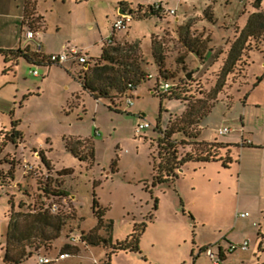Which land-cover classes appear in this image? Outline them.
Returning a JSON list of instances; mask_svg holds the SVG:
<instances>
[{
    "label": "rangeland",
    "instance_id": "1",
    "mask_svg": "<svg viewBox=\"0 0 264 264\" xmlns=\"http://www.w3.org/2000/svg\"><path fill=\"white\" fill-rule=\"evenodd\" d=\"M34 1L47 21L43 42L55 47L63 39L72 40L90 64L74 63L71 71L66 64L35 65L21 59L6 71L0 55V264H5L12 210L34 213L45 209L63 217L62 231L57 239L44 244L36 236L31 238L33 247L27 249L34 253L23 264H38L41 256L55 258L66 252V245L78 250L71 248L70 256L51 264H104L109 246L72 239L96 226L94 199L104 220L112 222L114 243L131 234L135 223L147 224L140 251H119L111 264H212L204 248L218 251V240L229 232L230 238L222 241L229 264H264V182L259 183L256 173L248 176L244 170L241 175L239 148L233 147L232 156L239 161L230 167L221 162L202 166L188 163L183 170L177 169L179 176L174 181L154 182L161 160L158 124L163 130L185 128L187 136L183 132L172 135L179 157L197 153L200 147L189 135H196L200 126V138L213 139L218 128L229 127L236 131L225 134L226 139L251 134L254 142H264V38L250 40V49L228 75L223 89L215 92L232 42L251 12L264 11V0L259 9L254 7L255 0ZM122 2L127 3V10H136L139 5L163 6L160 14L135 15L128 29L116 32V42L138 43L133 54L139 56L147 74L131 92L133 105L128 104L126 93L116 91L110 98L95 99L78 78L97 62L105 63L98 57L113 33L112 20ZM22 3L16 0L13 6L17 10ZM7 14L0 5V44L4 43V33L20 24ZM34 17V27L41 28L44 20ZM25 32L26 28L23 42ZM153 40L163 58L162 68L153 54ZM31 43L37 48L35 41ZM192 49H198L202 56ZM36 69L38 76L32 74ZM158 76L172 83L177 94L156 93ZM188 106L189 114L183 116ZM209 109L211 112L200 120ZM142 119L151 127L136 134ZM13 120L22 133L18 143L8 137ZM192 120H200V124ZM68 142L85 159L75 156L67 148ZM219 150L220 155H226L227 149ZM65 168L72 172L62 174ZM62 192L66 195H60ZM55 206L57 211L53 212ZM241 212L249 216L237 217ZM28 225L23 222L22 229ZM100 234L109 235L104 229ZM244 240L249 241L248 249L228 251L229 243ZM36 245L39 248L35 250Z\"/></svg>",
    "mask_w": 264,
    "mask_h": 264
},
{
    "label": "trees",
    "instance_id": "2",
    "mask_svg": "<svg viewBox=\"0 0 264 264\" xmlns=\"http://www.w3.org/2000/svg\"><path fill=\"white\" fill-rule=\"evenodd\" d=\"M35 2L36 1L34 0H27L26 17L31 15L29 11L31 7L35 6ZM261 3L262 0H255L254 7L259 9L261 7ZM121 6L127 11L125 3H122ZM128 11L134 13L137 17H149L152 13H156L154 12L152 5H139L136 10L129 9ZM35 22H37V19H32L30 17L29 25L31 27ZM262 38H264V11L258 10L250 14L246 25L232 42L228 56L217 80L215 87L216 93L223 89L228 75L234 71L235 66L242 59L245 51L250 49V40H261ZM114 42V44L105 43L103 47L102 55L99 57V61H104L105 63L99 64L97 62L93 67H89L83 76L78 75L83 88L89 91L95 99L110 98L112 91L124 94L130 89V84L136 88L147 77V74L142 68L139 56L133 54L137 50L138 43H119L116 42L115 37ZM152 43L154 57L156 58L160 68H162L163 58L154 40ZM192 50L196 55L202 56V53L198 49ZM0 53L5 56L6 62L9 63V66L6 67V71L8 69H12L20 58H24L27 62L35 65H52L47 61V55L40 51H32L29 48H0ZM88 71L93 73L92 77ZM262 79L263 76L257 78V81L254 83V87L257 86ZM173 94H177L174 91V87L168 93L163 94V96ZM248 95L249 93L246 94L245 99H247ZM190 107L191 106H188L183 116L189 114ZM210 112V109L207 110L199 119L201 120L203 116L208 115ZM200 120L196 122H193L192 120V123L198 125L200 124ZM16 125L17 121L13 120V127L9 131L10 133L8 135L9 141L13 143H18L22 137V133L15 128ZM157 128L161 134L158 139V153L161 160L154 176L155 183H167L172 180L174 181L179 176L177 169H182L190 162L207 163L221 161L224 167H230L231 163L234 161L230 148L233 145L232 143L199 141L198 137L200 135V131H198L196 135H189L192 136L194 142L200 147L196 150L197 153H186L184 156L179 157L176 144L177 140H173L172 135L176 132H183L187 136L188 133L185 128H181L178 131L172 129L163 130L159 127V124L157 125ZM78 141L83 144H89L88 140L79 139ZM213 146H216L214 150ZM67 148L75 156L85 159V157H82L79 154V151H77V149L72 146L70 142H68ZM2 149L3 146L0 147V152ZM219 149H227L226 155H220ZM90 152L91 155L94 156L92 148H90ZM41 156L43 157L44 162L49 165V161L46 159L43 152H41ZM60 172H62V174H70L72 169L65 168ZM60 195H66V193L62 192ZM10 203L12 204L13 209L14 203ZM93 212L98 218V222L89 233L83 232L81 234V241L93 246L100 244L109 246L110 251L107 253L108 260L104 264H111L112 256L119 251H140L141 238L145 232L147 226L146 223H135L131 234H129L124 240L114 243L111 235L112 222L104 220L103 210L99 206L96 199H94ZM190 217L194 219L192 214H190ZM23 222L25 224H29L24 229H22ZM63 225V217L61 215L51 213L48 209H45L44 211L39 210L34 213H24L21 211L15 212L12 210L6 234L5 253L3 256L4 263L23 264L24 260L32 256L34 253L33 249H27L28 247H33V243L29 242L31 238L36 236L40 239V244H44L48 240L57 239L60 236ZM103 229L109 233L108 237L100 234V231ZM38 248V245L34 247L35 250ZM71 248H75L76 251L78 250L77 246L66 245L64 247L66 252L64 253H68ZM207 249V247L204 248V251ZM220 257L223 261L226 258L223 250H220Z\"/></svg>",
    "mask_w": 264,
    "mask_h": 264
},
{
    "label": "crops",
    "instance_id": "3",
    "mask_svg": "<svg viewBox=\"0 0 264 264\" xmlns=\"http://www.w3.org/2000/svg\"><path fill=\"white\" fill-rule=\"evenodd\" d=\"M15 2H16V0H0V5L4 6L6 11H8L7 16L10 17V18L18 19L19 22H20V24L15 23V25H13L14 27L12 26L9 30H7L4 33V43L0 44V48H2V49H16V48L20 47V48H23V49L24 48H29L32 51H38V45L40 44V46H41L40 52H42L43 54H45L47 56L49 54H51V53H59V52L66 51V50H68L69 48H72V47L79 49V47L77 45H74L73 41L69 40V39H63L55 47L52 44H49L47 46L45 44V42H43V40L45 39V37H46V35L48 33V26H47V23H46L47 21H46L44 15H42V13H40V11L38 10L37 3L35 2V6L31 7V9L29 11V13L31 15L26 17V3H27V0H23L22 6L19 5L17 7V10L13 6L15 4ZM125 4H127V3H125ZM35 7H36V9H35ZM119 7H120V4H119ZM119 10H117V14H116L117 16H115L114 19H116L118 17ZM13 11H15L14 14L12 13ZM37 15L42 17V19L44 20V25L41 28H37L36 26L34 27V25H33L32 29L35 32L34 38L28 40V39L25 38V35H24L25 41L23 42V40H22V31H23V29L26 28V31L28 29H30L29 28V24H30L29 23V19H30V17L32 19L33 18L37 19V18L34 17V16H37ZM113 21L114 20H112V22ZM20 31H21V34H20ZM118 38L119 37L117 35H115V40H117ZM32 41L36 42L37 48H34L32 46V43H31ZM85 47H86L87 50H90V46H85ZM0 55H2V57L5 60V56L2 53H0ZM21 59H24V58H20L18 60V62ZM5 63L7 65L6 67H8L9 63H7L6 60H5ZM74 63H76V62L69 61V62H67L65 64H66L67 68H69V69H71V71H73L72 70V66H73ZM76 64H78V63H76ZM55 65H57V64H55ZM88 65H89V62L87 64H85V66H88ZM243 125H244V123H243ZM243 125L240 127L241 132H242V130H243V132L245 131V128H244ZM200 128H201L200 129V135H202L203 134L202 127L200 126ZM218 129H220V128H218ZM235 131L236 130L233 129L232 132H235ZM200 135L198 137L199 141H207V142L218 141V142H223V143H232L233 145L230 147L231 148V155L233 153V147L239 148L240 151H241V156H240V172H241V175L244 172V170L246 171L248 176H252L253 173H256V175L258 176L259 183L263 184V182H264V142L263 143L254 142L253 140H251L252 139L251 138V134H250V136L249 135L245 136V134H243L242 136L239 135V137L235 136L232 139L224 138L223 137L224 135H220L218 133V131L215 133L213 139L200 138L201 137ZM233 159H234V157H233ZM234 161H239V160H235L234 159ZM214 162H221V161H214ZM190 163H194V164H198V165L202 166V165L208 164L210 162H207V163L190 162ZM253 170H254V172H253ZM237 217H238V214H237ZM230 235H231V232L227 233L225 238H222V239L218 240V245H220L222 247L223 239L230 238ZM224 254H225L226 258L223 261V264H229L228 263V255H226V253H224ZM199 256L200 255H198V257Z\"/></svg>",
    "mask_w": 264,
    "mask_h": 264
},
{
    "label": "built area",
    "instance_id": "4",
    "mask_svg": "<svg viewBox=\"0 0 264 264\" xmlns=\"http://www.w3.org/2000/svg\"><path fill=\"white\" fill-rule=\"evenodd\" d=\"M154 12L160 14L163 11V6L162 4H155L152 5ZM167 12H175V10H168ZM135 15L134 13H131L127 11V14H120L118 17L112 22L113 25V33L111 36H109L106 39L107 44H114V37L116 35V32L126 30L129 28L132 20L134 19ZM29 28L26 33H25V38L30 40L34 38L35 32L32 29V27L29 25ZM40 44L38 45V51H40ZM47 61L50 64H57V65H64L65 63L72 61L76 62L78 64H87L89 62V58L86 54H84L80 49L78 48H69L66 51L59 52V53H51L47 56ZM32 74L35 76L39 75L38 70H33ZM153 75H148V78H152ZM173 88V84L166 81L164 78L161 76L156 77V83H155V92L158 94H166L168 93L171 89ZM134 89L133 85L130 84V89L126 92V100L128 104L133 105L134 104V98L131 94L132 90ZM151 127V123L148 120L142 119L136 126L135 132L136 134H141L143 130ZM233 129L229 127H223L218 130V133L220 135H225L230 132H232ZM243 131V130H242ZM1 182V179H0ZM53 212L57 211V206L53 207ZM249 216L248 212H241L238 213V217H247ZM72 239L74 241H81V236L77 237L75 235L72 236ZM229 249L228 251L233 252L236 249H241V250H246L249 247V241L245 240L241 243H230L229 244ZM220 250L224 249L219 245L218 251H215L213 247L208 248L205 253L210 257L212 264H223V260L220 257ZM225 253V252H224ZM70 256L69 253H59L55 258H48V257H39L38 259V264H51L54 261H59L63 260L66 257Z\"/></svg>",
    "mask_w": 264,
    "mask_h": 264
},
{
    "label": "water",
    "instance_id": "5",
    "mask_svg": "<svg viewBox=\"0 0 264 264\" xmlns=\"http://www.w3.org/2000/svg\"><path fill=\"white\" fill-rule=\"evenodd\" d=\"M119 13L120 14H127V11L123 7H121L119 10ZM188 77H190V75Z\"/></svg>",
    "mask_w": 264,
    "mask_h": 264
}]
</instances>
